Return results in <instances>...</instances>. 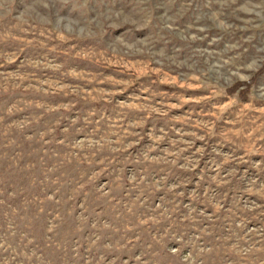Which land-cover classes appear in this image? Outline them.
Masks as SVG:
<instances>
[{
    "label": "rangeland",
    "instance_id": "1",
    "mask_svg": "<svg viewBox=\"0 0 264 264\" xmlns=\"http://www.w3.org/2000/svg\"><path fill=\"white\" fill-rule=\"evenodd\" d=\"M0 264H264V0H0Z\"/></svg>",
    "mask_w": 264,
    "mask_h": 264
}]
</instances>
